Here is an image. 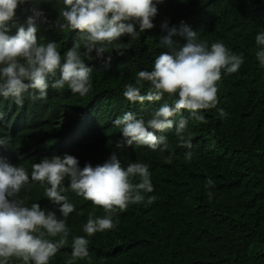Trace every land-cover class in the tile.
<instances>
[{"label":"trees","instance_id":"trees-1","mask_svg":"<svg viewBox=\"0 0 264 264\" xmlns=\"http://www.w3.org/2000/svg\"><path fill=\"white\" fill-rule=\"evenodd\" d=\"M33 5L46 17L36 20L38 42H55L62 60L75 42L83 46L77 30H61L56 24L57 19L63 23L59 17L62 0H28L21 4L8 22V35H15L19 26L27 27V17L32 14L27 9ZM157 8L153 28L139 32L137 26V39L127 34L120 37L118 43L127 47L124 55L113 50L104 54L111 55L107 60L95 58L93 52L94 59H85L92 70V87L86 95L73 93L67 85L52 88L55 78L49 77L46 100H33L31 96L38 95V90H28L22 93V104L10 101L11 107L0 112V130L10 137L9 148L3 153L7 157L15 153L29 176L33 163L70 150L80 156L81 167L86 162L93 166L103 163L113 152L125 168L132 162L149 166L154 191L141 194L158 199L150 205L145 199L130 204L123 212L117 210L113 219L118 220V226L87 237L89 256L74 264H264V66L255 56L264 48L255 43V36L264 31V0H163ZM164 21L169 28H179L183 22L197 31L200 41L209 46L222 42L230 51L244 56L239 71H222L217 82L218 108L225 109L226 117H220L216 108L201 111L207 121L204 123L182 110L188 120L185 137H194L190 161L185 159L188 149L179 145L175 134L179 116L170 118L174 121L172 129L155 132L167 137L169 149L163 153L135 144L116 146L123 139L113 124L116 117L130 111L146 121L155 108L163 103L171 105L177 98L165 94L159 101L141 104L123 96L124 86L135 85L137 73L151 71L155 57L168 51L160 43L167 34L161 28ZM172 39L177 44L185 42L180 35ZM137 86L143 95L150 84L144 81ZM77 117L84 123L81 131L76 130ZM69 136L67 143L56 145ZM30 143H35L38 151H21ZM169 155L171 163L165 162ZM209 178L215 186L206 188ZM138 182L136 177L133 183ZM68 183L65 178L64 186ZM45 187L31 182L21 190L20 198L25 206L36 202L62 218L58 206L45 197ZM209 191L213 193L211 199ZM62 194L75 206L66 218L69 243L49 264H66L71 258V237L86 236L83 225L90 211L104 215L101 207L71 189ZM9 264L22 261L13 258Z\"/></svg>","mask_w":264,"mask_h":264},{"label":"clouds","instance_id":"clouds-1","mask_svg":"<svg viewBox=\"0 0 264 264\" xmlns=\"http://www.w3.org/2000/svg\"><path fill=\"white\" fill-rule=\"evenodd\" d=\"M27 2L0 0V112L11 107L10 101L22 104V93L28 90H38V95L31 96L33 100H46L49 77L55 78L51 82L52 88L63 89L67 85L73 93L86 95L92 87V70L85 59H94L93 52L95 58L107 60L112 57H104V54L113 50L117 55H124L127 47L118 43L120 37L127 34L137 39V26L139 32L153 28L157 5L163 0H62L59 17L63 23L57 19L56 24L61 30H77L83 45L75 42L65 52L63 60L55 42H38L36 20H46V17L34 5L27 9L32 13L27 17V27L19 26L15 35L7 34L8 22L14 18L16 9ZM161 28L167 34L161 37L160 43L168 51L155 57L151 71L140 70L136 84L124 86L123 96L129 102L141 104L159 101L165 94L177 98L171 105L163 103L155 108L146 121L130 111L116 117L113 124L123 136L116 146L135 144L154 151L159 149L163 153L169 149L167 137L157 136L155 132L172 129L174 121L170 118L179 116L175 134L179 145L188 149L185 159L190 161L194 137L191 134L185 137L188 120L182 110L204 123L207 121L204 115L199 114L201 111L216 108L220 117H226L225 109L218 108L217 82L222 78V71L226 74L239 71L244 56L230 51L222 42H213L209 46L206 41H200L197 31L183 22L179 28H169L168 22L164 21ZM175 35L184 37L185 42L177 44L172 39ZM255 43L264 46V31L255 36ZM255 56L264 66V48ZM144 81L149 82L150 87L142 95L137 85ZM76 120V130L81 131L84 123L79 117ZM66 135L67 131H64L63 136ZM9 139L7 133L0 130V264H9L13 258L22 264H49L58 250L68 245L70 229L66 218L75 210L68 197L62 194L68 189L101 207L104 215H96L95 210L88 213L87 222L83 225L86 236L71 237V258L66 260V264H74L77 259L89 256L90 241L87 237L118 226V220L113 219L117 210L123 212L130 204H139L145 199L150 205L158 199L154 195L145 198L141 194L154 191L149 166L144 163L132 162L125 168L113 152L103 163L93 166L86 162L81 167L77 159L80 156L70 150L62 156L57 153L33 163L29 176L27 167L19 162L15 153L10 157L4 155L3 152L9 148ZM69 140L70 136L56 145ZM34 150L38 151L35 143L21 148V151L30 153ZM165 162L171 163V155L165 158ZM136 177H139V182L133 183ZM65 178L69 181L67 187L64 186ZM31 182L46 184L44 195L58 206L62 218H58L54 211L42 209L36 202L25 206L20 192L26 186L30 187ZM214 186L212 179L206 180V188ZM207 194L211 199L213 193L209 191ZM49 237L59 238L52 240Z\"/></svg>","mask_w":264,"mask_h":264}]
</instances>
